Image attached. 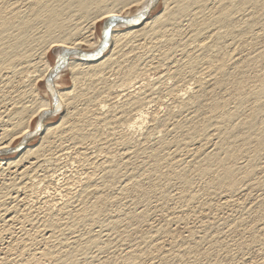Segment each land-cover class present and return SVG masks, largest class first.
<instances>
[{
	"label": "rangeland",
	"instance_id": "obj_1",
	"mask_svg": "<svg viewBox=\"0 0 264 264\" xmlns=\"http://www.w3.org/2000/svg\"><path fill=\"white\" fill-rule=\"evenodd\" d=\"M72 1L63 2L62 26L78 28L71 41L89 49L103 21L78 16ZM136 1L115 7L131 14L140 10ZM221 1L206 0L198 12L196 0H156L144 20L168 8L176 25L121 39L117 48L109 35L100 57L117 53L97 75L60 70L56 89L69 95L67 110L41 121V131L54 130L20 147L33 151L27 158L20 149L0 154V264H264L263 0L223 1L230 16L220 23ZM33 4L0 0V47L11 51L0 56V134L17 110L32 132V111L52 102L42 60L55 65L58 55L38 43L48 13L34 18ZM178 4L191 13L177 15ZM16 36L22 46L13 51ZM128 72L131 83L122 79ZM135 100L142 103L130 107ZM226 167L236 181L230 190L217 179Z\"/></svg>",
	"mask_w": 264,
	"mask_h": 264
},
{
	"label": "bare ground",
	"instance_id": "obj_2",
	"mask_svg": "<svg viewBox=\"0 0 264 264\" xmlns=\"http://www.w3.org/2000/svg\"><path fill=\"white\" fill-rule=\"evenodd\" d=\"M43 1H45V0H43ZM43 1H41V2H43ZM47 1V0H46ZM52 1H54V2H56V7H51V5H49V4H47L46 2L44 3V4H42V3H40V1L39 0H34V4L33 5H35V7H37L36 9L35 8H33V15H34V18L35 17H39L40 16V12L38 13V10H40L41 11V9L42 10H44V8H45V11H46V13H48V15H47V17L45 16V18H44V20H43V24H44V26H45V28H46V30H45V32L43 33V35L41 36V38L39 39V41L40 42H38L39 44H41V46L42 45H44L45 44V47L47 46V49H49L50 51H53V52H55L57 55H58V57H57V61L55 62V65H51V64H49V62H48V60H47V58L46 59H43L42 61H43V72H42V78L43 79H45L46 80V82H47V88H48V91L51 93V96H52V102H51V104L49 105V104H45V103H43V104H39V106L37 107V109L36 110H33L32 112H34L33 114H37V121H36V125H35V127H34V130H32V132L31 131H29V127H27V126H25V121L24 120H19L18 119V115L15 117V114H17V112H18V110L16 111V109H15V113H14V122H12V123H10V125H11V127L12 128H10V130H5V132H3L5 135H4V137L5 138H8L7 136L9 135V136H11L10 137V139H9V141L7 142V143H0V154H2L3 152L4 153H6L8 150H13V149H15V147L17 146V143L16 144H14V145H11V143H12V141H14V140H16V139H19V141L18 142H21L20 144V146H24V144H25V142L26 141H28V139L33 135H36V134H40V133H42V135H40L41 137H47L48 135H50L51 134V132L54 130V128L53 129H50V128H47V129H42V131H41V128H42V125H41V121H43V119L44 118H47L48 116L50 117L52 114H56L58 111H60L61 109H62V111L65 109V110H67L66 108L68 107V102H67V100H68V96L69 95H67V92L66 93H60L59 91H58V89H56L57 88V86L58 85H56V82H57V79L58 78H60V76H61V71L62 70H73L74 72H75V74H88L89 75V73H91L92 75H97V72H98V70H99V72H101L102 70H103V67H106L107 66V64L109 63V64H111L110 63V61L112 60V56H113V52L114 51H112V49H115V48H117L119 45H116L119 41L120 42H123V40L121 41V39H124V41H125V39L127 38V39H132V38H135V37H138V36H148V37H151L150 35H152L153 36V34L155 33L156 34V32L154 31L153 32V34H150L149 35V32H151L152 33V29H155V26H159L160 27V24H161V26L162 25H164L165 26V24H168L167 26H174V25H176V22L174 21V19H175V17H173L172 15H174L175 13H173V14H171V13H169V11L167 12V9H166V14H164V15H161V16H157V17H155L154 19H152V20H143V22L140 24V25H132V24H130V28H127L126 30H124L122 33H113V32H117V30H118V26L116 25V26H112L111 28H110V31L108 32V38H109V35H110V41H111V45L112 46H115V48H112L111 49V52L109 53V54H107L106 56H104V57H100V55L102 54H97L98 53V51L100 50V49H103V39L100 37V38H98V39H96V41H94V42H91V43H88V48L89 49H84V48H81L80 47V41H78V42H75V40H72L71 41V36L73 35H75V34H73V32H75L76 30H78V28L77 29H74V31H73V29H72V26L71 27H67L66 26V28H65V26L63 27L62 26V22H61V16L63 15V13H62V15H60V12H61V10H65L66 8H63V6L62 5H64L63 4V2H65V0H52ZM52 1H50L51 3H52ZM69 1V0H68ZM68 1L66 0V2L68 3ZM71 1V0H70ZM107 1V0H106ZM106 1H104V0H76V1H72L73 3H69V4H67L68 6L67 7H71V8H69L70 10H74V9H72L73 8V6L76 8V10H75V12L78 14V16L80 15H82L81 17H83V16H87L88 17V15L90 14V13H94V15L96 16V17H94V18H92V19H94L93 20V22L97 19V22L98 21H103V28H104V25L108 22V21H120V20H128V19H130V18H133V17H135V16H137L138 15V13H140V11H142V10H145L146 8H148V7H151L152 5L154 6L155 5V3H156V0H137L135 3L138 5V8L140 9V10H136V8H135V10L136 11H134V12H132L131 14H130V12H127L126 14L127 15H120V13L118 12L119 10H117L116 8L117 7H115V4H116V2H118V0L116 1V0H114V5H112V6H109V7H106ZM116 1V2H115ZM120 1V0H119ZM177 0H175V2H176ZM205 1L206 0H196V5H195V9L197 10L198 9V12H200L199 10L201 9V8H203L205 5H206V3H205ZM207 1H209V0H207ZM223 1H225L227 4H228V2L227 1H229V0H222L221 2V9H220V13L218 14L220 17V20L218 19V21L217 22H219L220 21V23H221V21L222 20H224V21H226V19L228 18V17H226V11H225V6H226V4H225V6L224 5H222V4H224V2ZM241 1V0H240ZM240 1H239V3H240ZM250 1H253L254 2V0H250ZM104 2H105V6H104ZM108 2V1H107ZM174 2V3H175ZM195 2V1H194ZM193 2V3H194ZM230 2H231V0H230ZM245 2H249V0H247V1H245ZM252 2V3H253ZM60 4V6H57V5H59ZM181 3V2H180ZM179 3V4H180ZM192 3V4H193ZM232 3V2H231ZM230 3V4H231ZM244 3V2H243ZM110 4H112V3H110ZM179 4L178 5H176V10H178L177 11V15H178V12L180 13V14H182V15H184V13H186L187 14V11H188V6L186 7H183L184 5H186V4H182V7L181 6H179ZM190 4V3H189ZM189 4H187V5H189ZM208 4V3H207ZM248 4V3H247ZM136 5V6H137ZM171 5V4H170ZM181 5V4H180ZM191 5V4H190ZM194 5V4H193ZM218 5V4H217ZM229 5V4H228ZM243 5H246L245 3L243 4ZM256 4L254 3V6H255ZM65 6V5H64ZM223 6H224V8H223ZM242 6V5H241ZM257 6L259 7V5L257 4ZM262 8V10L264 11V0H263V4H261L260 5ZM206 7V6H205ZM256 7V6H255ZM258 7H256V10L258 9ZM38 8H40V9H38ZM137 8V9H138ZM175 8H173V9H175ZM227 8H231L230 6L229 7H227ZM226 8V10H228ZM242 8V7H241ZM254 8V7H253ZM142 9V10H141ZM192 9V8H191ZM217 9H218V7H217ZM170 10V9H169ZM175 10V11H176ZM204 10V9H203ZM261 10V11H262ZM231 11V10H230ZM258 11H260V7H259V9H258ZM69 12V11H68ZM173 12H174V10H173ZM189 13H191L190 12V9H189V11H188ZM197 12V13H198ZM66 13H67V11H66ZM65 13V14H66ZM128 13H129V15H128ZM196 13V14H197ZM209 13V12H208ZM211 13H213V12H211ZM227 13H229V12H227ZM171 14V15H170ZM186 14H185V16H186ZM115 16V17H117V18H115V19H113V18H111L112 16ZM181 15V16H182ZM200 15V14H199ZM209 15V14H208ZM229 15V14H228ZM227 15V16H228ZM18 16V15H17ZM74 16V15H73ZM212 16V15H211ZM230 16V15H229ZM15 17V16H14ZM42 17V16H41ZM196 17V16H195ZM217 17V16H216ZM70 18V17H69ZM105 18H107V19H105ZM177 18V17H176ZM179 18H180V15H179ZM186 18V17H185ZM200 18V17H199ZM203 18H204V15H203ZM206 18V17H205ZM79 19V18H78ZM214 19H215V17H214ZM26 20H28L27 18L25 19V21H23L22 22V24L21 25H19L18 27H20V28H22V29H26L27 28V25H29V23L28 22H30V20H28L27 22H26ZM65 20V19H64ZM71 20V19H70ZM72 20H74V19H72ZM87 20V19H86ZM192 20V19H191ZM204 19H202V21H203ZM230 20V19H229ZM41 21V20H40ZM67 21H69V20H67ZM66 21V23H68ZM91 21V20H90ZM174 21V22H173ZM180 21V20H179ZM199 21V25H200V20H198ZM201 21V22H202ZM209 21V20H208ZM207 21V22H208ZM18 22V21H17ZM42 22V21H41ZM93 22H91V23H93ZM207 22H206V24H207ZM223 22V21H222ZM229 21H227V24H230V23H228ZM0 23L1 24H4V23H6V21L5 20H2V18L0 17ZM65 23V22H64ZM70 23V22H69ZM79 23V22H78ZM89 23V22H88ZM205 23V22H204ZM216 23V22H215ZM224 23H226V22H224ZM74 24H75V22H74ZM178 24V23H177ZM183 24V23H182ZM205 24V25H206ZM235 24V23H234ZM66 25V24H65ZM76 25V24H75ZM74 25V26H75ZM92 25V24H91ZM194 25H196V23L194 24ZM197 25H198V23H197ZM201 25H202V27H203V24L201 23ZM231 25V24H230ZM73 26V27H74ZM156 27V29L158 28L159 29V27ZM236 26V25H235ZM234 26V27H235ZM3 27V30L5 29V27L6 26H2ZM11 27V26H10ZM16 27V26H15ZM76 27H80V26H77L76 25ZM170 27V28H171ZM181 27V26H180ZM193 27V26H192ZM226 27V26H225ZM233 26H232V31H233V28H234ZM88 28V27H87ZM86 28V29H87ZM162 28V27H161ZM175 28H176V26H175ZM227 28V27H226ZM230 28V27H229ZM9 29V28H8ZM81 29H82V31H84V28H82L81 27ZM163 29H165V28H163ZM216 29H218V27H216ZM14 30V29H13ZM79 30H80V28H79ZM161 30V29H160ZM213 30V29H212ZM231 30V29H230ZM5 31V30H4ZM73 31V32H72ZM86 31V30H85ZM103 31V30H102ZM157 31V30H156ZM166 31V30H165ZM164 31V32H165ZM195 31H196V29H195ZM208 31V30H207ZM217 31V30H216ZM215 31V32H216ZM232 31H230L231 33H232ZM235 31V30H234ZM233 31V32H234ZM79 32H81V30L79 31ZM158 32V31H157ZM198 32V31H197ZM6 33V32H5ZM22 33V32H21ZM86 33V32H85ZM159 33V32H158ZM202 33V32H201ZM9 34V33H8ZM10 34H11V32H10ZM155 34H154V36H155ZM174 34V33H173ZM192 34V33H191ZM198 34V33H197ZM197 34H194V35H196L197 36ZM200 34V33H199ZM198 34V35H199ZM215 34V33H214ZM229 34V33H228ZM263 34V33H262ZM22 35V34H21ZM21 35H19V37L21 36ZM76 35H78L77 33H76ZM79 35H80V33H79ZM81 35H82V33H81ZM158 35V34H157ZM212 35V34H211ZM219 35H221V33H219L218 32V35L216 34V36H219ZM14 36H15V34H14ZM25 36V35H24ZM177 36V35H176ZM193 36V35H192ZM200 36H201V34H200ZM222 36V35H221ZM18 37V38H19ZM28 36H26V38H27ZM78 37V36H77ZM89 37V36H88ZM99 37V36H98ZM157 37V36H156ZM168 37V36H167ZM194 37V36H193ZM215 37V36H214ZM10 38V37H9ZM17 38V36H16V42L14 43L15 45H13L12 47H11V50H15V48L16 47H18V45H19V43H20V39H18ZM43 38V39H42ZM74 38H75V36H74ZM108 38H107V41H106V44H105V46H104V48L106 47V45H107V42H108ZM21 41L22 42H24V40H25V38L24 37H22L21 36ZM28 39V38H27ZM43 41H42V40ZM78 39V38H77ZM85 38H84V36H83V38L81 39V41H85L86 42V40H84ZM126 39V40H127ZM138 39V38H137ZM145 39V38H144ZM196 39V38H195ZM207 39V38H206ZM218 39H220V38H218ZM19 40V41H18ZM88 40V39H87ZM11 41V40H10ZM41 41H42V43L43 42H45L44 44H42L41 43ZM90 41V40H89ZM186 41V40H185ZM193 41V40H192ZM27 42V41H26ZM85 42H84V45H85ZM169 42V41H168ZM179 42V41H178ZM200 42V41H199ZM198 42V43H199ZM83 43V42H82ZM171 43V42H170ZM169 43V44H170ZM201 43H202V41H201ZM18 44V45H17ZM38 44V45H39ZM103 44V45H102ZM120 44V43H119ZM200 44V43H199ZM12 45V44H11ZM17 45V46H16ZM27 44H25V46H26ZM102 45V46H101ZM110 45V46H111ZM182 45V44H181ZM209 45V44H208ZM20 46V45H19ZM21 46H22V43H21ZM20 46V47H21ZM82 46V45H81ZM121 46V45H120ZM206 46V45H205ZM7 47H9V46H7ZM39 47H40V45H39ZM177 47V46H176ZM178 48V47H177ZM8 49H10V48H8ZM47 49H45V50H47ZM134 49V48H133ZM185 49V48H184ZM28 50V49H27ZM31 50V49H30ZM30 50H29V53H30ZM39 50V49H38ZM119 50V49H118ZM117 50V51H118ZM180 50H181V47H180ZM201 50H202V48H201ZM22 51H23V49H22ZM26 51V50H25ZM37 51V50H36ZM19 52V51H18ZM121 52V51H120ZM11 54V51L10 50H7V48L5 47H0V56H5V55H7L8 56V54ZM16 53V52H15ZM23 53H25L24 51H23ZM29 53H28V55H29ZM45 53V52H44ZM117 53V52H116ZM115 52H114V55L116 54ZM165 53V52H164ZM186 53H187V51H186ZM224 53H225V51H224ZM88 54H92V56L93 57H91L92 59L91 60H83V59H80L79 57H81L80 55H83V56H85V55H88ZM97 54V55H96ZM22 56H23V54H21ZM20 55V53H19V55H17L19 58H16V60L17 59H21L22 58V56ZM26 55V54H25ZM31 55V54H30ZM40 55H43L42 53H40ZM47 55V54H46ZM62 55V56H61ZM122 55V54H121ZM173 55V54H172ZM219 55H221V54H218V57H219ZM61 56V57H60ZM69 56V57H68ZM70 56H72V57H74L75 56V59H73V58H70ZM128 56V55H127ZM166 56H167V54H166ZM224 56V54L222 53V57ZM227 56V55H226ZM225 56V57H226ZM229 56H230V54H229ZM228 56V57H229ZM25 57V56H24ZM27 55H26V59H27ZM126 57V56H125ZM224 57V58H225ZM3 58H5V60H6V62H7V57H3ZM171 58V57H170ZM184 58H185V56H184ZM192 58V57H191ZM194 58V57H193ZM220 58V57H219ZM25 59V58H24ZM23 59V60H24ZM138 59V58H137ZM226 59V58H225ZM28 60V59H27ZM215 61H216V59H214ZM224 60V59H223ZM230 60V59H229ZM4 61V60H3ZM30 61V60H29ZM41 61V60H40ZM41 61V62H42ZM219 61H221L220 59H219ZM226 61V60H225ZM32 62V61H31ZM35 62V61H34ZM38 62H39V60H38ZM37 62V63H38ZM210 63H211V61H209ZM208 62V63H209ZM214 62V61H213ZM4 63H5V61H4ZM36 63V62H35ZM216 63H219V62H216ZM226 64H227V62H225ZM225 63H224V65H225ZM6 64V63H5ZM4 64V65H5ZM135 64V63H134ZM134 64H132L133 66H134ZM146 64V63H145ZM222 64V61L220 62V65H218V67L219 66H223V68H224V65H221ZM3 65V67H5ZM29 65H31V63L29 64ZM34 66H35V64H33ZM130 65V64H129ZM215 65V64H214ZM213 65V66H214ZM0 66H1V64H0ZM33 66V67H34ZM133 66H130V67H128V69L126 68V70H132L131 69V67L133 68ZM226 66V65H225ZM146 67V66H145ZM209 67V66H208ZM216 67H217V64H216ZM7 68H8V66H7ZM6 68V69H7ZM10 68V67H9ZM101 68H102V70H101ZM107 68V67H106ZM220 68H222V67H220ZM264 68V67H263ZM1 69H3V68H1ZM98 69V70H97ZM210 69V68H209ZM219 68H217L216 70H218ZM41 70V71H42ZM61 70V71H60ZM178 70H179V68H178ZM227 70V69H226ZM99 72H98V74H99ZM91 77V76H90ZM132 77H134L133 76V74H130L129 72L127 73V74H125V76L122 78L124 81H125V83H127V82H129L130 81V83H131V78ZM40 78V77H39ZM59 80V79H58ZM133 80V79H132ZM122 82V81H121ZM123 83V82H122ZM110 89V88H109ZM109 93V92H108ZM68 94H69V92H68ZM50 95V94H49ZM142 100V99H141ZM142 103V101L140 102V100H135V102L134 101H132L131 103H130V107H132L133 105H135L136 106V104H141ZM146 104H147V102H145ZM22 104V103H21ZM28 104V103H27ZM37 104V103H36ZM135 106H133V107H135ZM141 107V106H140ZM33 108H34V106H33ZM138 108V107H137ZM136 108V109H137ZM19 109V108H18ZM21 109H24L25 111L26 110H28L27 109V107L26 106H22L21 107ZM131 109H135V108H131ZM135 109V110H136ZM31 110V109H30ZM31 112V113H32ZM19 114V113H18ZM32 114V115H33ZM31 115V116H32ZM68 115H69V113H68ZM52 118V117H51ZM9 119H13V118H9ZM8 119V120H9ZM30 119V118H29ZM114 119V118H113ZM46 120V119H45ZM10 121H12V120H10ZM27 121V120H26ZM44 122V121H43ZM6 124V123H5ZM8 125H9V121H8ZM4 129H5V127H4ZM15 130H17L16 132H15ZM14 131V132H13ZM3 133H1L0 134V137H2V140H3ZM12 133V135H10ZM15 134H17V135H19V136H17V135H15V136H17V137H15L14 135ZM1 140V139H0ZM4 141V140H3ZM1 142V141H0ZM232 143V142H231ZM20 152H21V155L19 154V156H21V157H25V158H27V156H29V155H32L33 154V151H29V150H24V148L21 150L20 149ZM20 157H18V159H19ZM15 160L16 162L17 161H19V160ZM15 161H13L12 163H14ZM20 161H21V159H20ZM19 161V162H20ZM23 161H24V159H23ZM223 162V161H222ZM11 163V164H12ZM221 163V162H220ZM219 163V164H220ZM2 164V159H1V161H0V165ZM16 164H19V163H16ZM223 163H221L220 165H222ZM27 169V168H26ZM207 169H208V167H207ZM207 169H204V171L205 172H208V170ZM1 171V170H0ZM25 172V171H24ZM222 173H223V175H222V173H221V175H222V180H221V175H220V178H219V176H218V178L217 179H219L218 181V183H219V185H225V186H227V189H232L234 186H235V183H236V181H235V178H233L232 177V171H231V169H229V168H224V171H223V169H222V171H221ZM20 173V172H19ZM20 176H21V173H20ZM22 176H23V173H22ZM217 183V184H218ZM6 213V212H5ZM115 222H113V224H114ZM108 225H106V227H107ZM110 228V227H109Z\"/></svg>",
	"mask_w": 264,
	"mask_h": 264
},
{
	"label": "water",
	"instance_id": "obj_3",
	"mask_svg": "<svg viewBox=\"0 0 264 264\" xmlns=\"http://www.w3.org/2000/svg\"><path fill=\"white\" fill-rule=\"evenodd\" d=\"M153 7V5L151 6V7H148V8H146L145 10H142V11H140V13H138V15L137 16H135V17H133V18H130V19H128V20H118V21H108L105 25H104V28H103V32H102V39H103V49H100L99 51H98V53L97 54H101L106 48H107V45H106V47L104 48V46H105V44H106V41H107V38H108V32L110 31V28L112 27V26H118L119 28H124V29H127V28H130V24H132V25H140L142 22H143V20L145 19V17H146V15H147V13L150 11V9ZM101 45V46H102ZM96 54V55H97ZM81 57H79L80 59H83V60H91L92 58L91 57H93L92 56V54H88V55H85V56H83V55H80ZM101 56V55H100ZM21 144L19 143L16 147H15V149H13L12 151H7V152H13V151H17V150H19L20 149V146ZM6 152V153H7ZM3 154H4V152H3Z\"/></svg>",
	"mask_w": 264,
	"mask_h": 264
},
{
	"label": "snow or ice",
	"instance_id": "obj_4",
	"mask_svg": "<svg viewBox=\"0 0 264 264\" xmlns=\"http://www.w3.org/2000/svg\"><path fill=\"white\" fill-rule=\"evenodd\" d=\"M111 18L115 19V18H117V17H115V16L113 15ZM105 19H107V18H105Z\"/></svg>",
	"mask_w": 264,
	"mask_h": 264
}]
</instances>
